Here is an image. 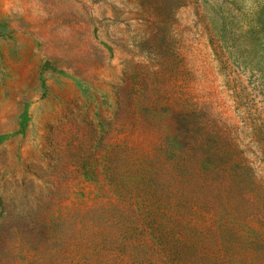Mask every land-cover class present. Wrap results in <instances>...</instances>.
Listing matches in <instances>:
<instances>
[{"label":"rangeland","instance_id":"374dc122","mask_svg":"<svg viewBox=\"0 0 264 264\" xmlns=\"http://www.w3.org/2000/svg\"><path fill=\"white\" fill-rule=\"evenodd\" d=\"M0 264H264V0H0Z\"/></svg>","mask_w":264,"mask_h":264}]
</instances>
